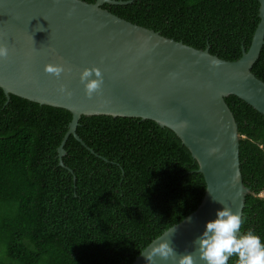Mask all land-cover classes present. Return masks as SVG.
I'll return each instance as SVG.
<instances>
[{"label":"trees","instance_id":"1","mask_svg":"<svg viewBox=\"0 0 264 264\" xmlns=\"http://www.w3.org/2000/svg\"><path fill=\"white\" fill-rule=\"evenodd\" d=\"M115 1L129 2L101 7L226 61L247 50L259 21L257 0ZM250 72L264 82V44ZM5 99L0 89V264H131L201 202L198 165L169 129L138 118L80 116L75 133L84 145L68 135L59 158L70 112ZM224 101L248 189L241 232L251 229L264 243V117L235 96Z\"/></svg>","mask_w":264,"mask_h":264},{"label":"water","instance_id":"2","mask_svg":"<svg viewBox=\"0 0 264 264\" xmlns=\"http://www.w3.org/2000/svg\"><path fill=\"white\" fill-rule=\"evenodd\" d=\"M127 2L0 0V45L8 49L0 59V89L5 103L13 95L70 112L59 158L68 135L84 145L75 133L80 116L138 118L172 131L198 165L203 197L131 264H145L142 253L160 237L171 240L176 254L192 253L194 264H203L192 241L221 206L242 216L248 191L239 171L237 125L224 98L235 96L264 117V82L250 72L264 44V0H257L259 21L249 46L234 61L209 54L208 47L199 50L165 38L101 7ZM46 65L65 71L53 76L44 71ZM85 68L101 75L99 89L90 96L79 81ZM153 262L174 264L158 257Z\"/></svg>","mask_w":264,"mask_h":264},{"label":"clouds","instance_id":"3","mask_svg":"<svg viewBox=\"0 0 264 264\" xmlns=\"http://www.w3.org/2000/svg\"><path fill=\"white\" fill-rule=\"evenodd\" d=\"M7 55L8 49L0 45V59ZM44 71L58 76L65 69L58 65H46ZM90 76L95 78L90 79ZM79 81L85 94L90 96L99 89L101 75L97 69L85 68L80 72ZM60 91H64L63 86L60 87ZM190 219L191 217L186 218ZM243 222L240 214L223 206L215 211L212 219L204 222L203 230L192 241L195 253L203 264H227L229 257L232 256L236 257L234 264H264V243L251 229L241 232ZM142 256L145 264H154V257L173 261L174 264H194L192 253L176 254L171 246V240H163L161 237L154 241Z\"/></svg>","mask_w":264,"mask_h":264},{"label":"rangeland","instance_id":"4","mask_svg":"<svg viewBox=\"0 0 264 264\" xmlns=\"http://www.w3.org/2000/svg\"><path fill=\"white\" fill-rule=\"evenodd\" d=\"M263 196H264V194H263V193H261V194H260V197H263Z\"/></svg>","mask_w":264,"mask_h":264},{"label":"built area","instance_id":"5","mask_svg":"<svg viewBox=\"0 0 264 264\" xmlns=\"http://www.w3.org/2000/svg\"><path fill=\"white\" fill-rule=\"evenodd\" d=\"M264 194V193H263ZM263 198H264V196H263Z\"/></svg>","mask_w":264,"mask_h":264}]
</instances>
